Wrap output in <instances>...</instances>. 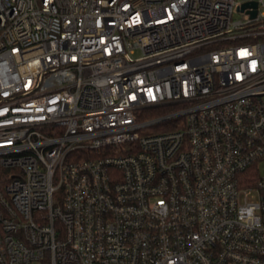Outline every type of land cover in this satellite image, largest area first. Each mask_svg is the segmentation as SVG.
<instances>
[{
    "label": "built area",
    "instance_id": "built-area-1",
    "mask_svg": "<svg viewBox=\"0 0 264 264\" xmlns=\"http://www.w3.org/2000/svg\"><path fill=\"white\" fill-rule=\"evenodd\" d=\"M0 166V264H264V0H0Z\"/></svg>",
    "mask_w": 264,
    "mask_h": 264
},
{
    "label": "trees",
    "instance_id": "trees-1",
    "mask_svg": "<svg viewBox=\"0 0 264 264\" xmlns=\"http://www.w3.org/2000/svg\"><path fill=\"white\" fill-rule=\"evenodd\" d=\"M161 113H162V111H160L158 109H154V110H152V112L149 116L155 117V116L160 115ZM9 175H10V170L4 169L0 166V188H2L4 186V184L6 183V181H8Z\"/></svg>",
    "mask_w": 264,
    "mask_h": 264
},
{
    "label": "rangeland",
    "instance_id": "rangeland-1",
    "mask_svg": "<svg viewBox=\"0 0 264 264\" xmlns=\"http://www.w3.org/2000/svg\"><path fill=\"white\" fill-rule=\"evenodd\" d=\"M235 16H237V17H242L241 14H235ZM261 175H264V168L261 169Z\"/></svg>",
    "mask_w": 264,
    "mask_h": 264
},
{
    "label": "water",
    "instance_id": "water-1",
    "mask_svg": "<svg viewBox=\"0 0 264 264\" xmlns=\"http://www.w3.org/2000/svg\"><path fill=\"white\" fill-rule=\"evenodd\" d=\"M245 6V5H244ZM256 11H253L252 14L255 15Z\"/></svg>",
    "mask_w": 264,
    "mask_h": 264
}]
</instances>
